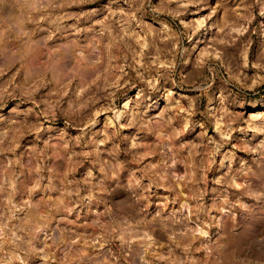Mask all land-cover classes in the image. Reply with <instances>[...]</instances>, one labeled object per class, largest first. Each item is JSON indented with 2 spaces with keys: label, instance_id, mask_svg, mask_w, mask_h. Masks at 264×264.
<instances>
[{
  "label": "rangeland",
  "instance_id": "rangeland-1",
  "mask_svg": "<svg viewBox=\"0 0 264 264\" xmlns=\"http://www.w3.org/2000/svg\"><path fill=\"white\" fill-rule=\"evenodd\" d=\"M0 68V264H264V0H0Z\"/></svg>",
  "mask_w": 264,
  "mask_h": 264
},
{
  "label": "clouds",
  "instance_id": "clouds-1",
  "mask_svg": "<svg viewBox=\"0 0 264 264\" xmlns=\"http://www.w3.org/2000/svg\"><path fill=\"white\" fill-rule=\"evenodd\" d=\"M54 35V34H53ZM53 35H47L46 37H44L45 43H47V41L52 40L53 39ZM58 42V41H57ZM15 65H11L8 67L7 71H11L12 67H14ZM16 71H19V69H17ZM5 74V69L0 68V75H4ZM15 75V72L13 73V76Z\"/></svg>",
  "mask_w": 264,
  "mask_h": 264
}]
</instances>
